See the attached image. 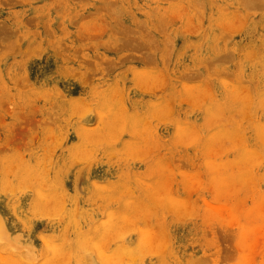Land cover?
Returning a JSON list of instances; mask_svg holds the SVG:
<instances>
[{"label":"rangeland","instance_id":"374dc122","mask_svg":"<svg viewBox=\"0 0 264 264\" xmlns=\"http://www.w3.org/2000/svg\"><path fill=\"white\" fill-rule=\"evenodd\" d=\"M249 1L0 0V264H264Z\"/></svg>","mask_w":264,"mask_h":264},{"label":"bare ground","instance_id":"6f19581e","mask_svg":"<svg viewBox=\"0 0 264 264\" xmlns=\"http://www.w3.org/2000/svg\"><path fill=\"white\" fill-rule=\"evenodd\" d=\"M249 1V0H248ZM253 1H255L256 2V0H253ZM260 1V0H259ZM252 2V1H251ZM248 4H250V1H249V3ZM260 4V3H259ZM252 5V4H251ZM254 5H258V2L257 3H255ZM254 5H252V6H254Z\"/></svg>","mask_w":264,"mask_h":264}]
</instances>
